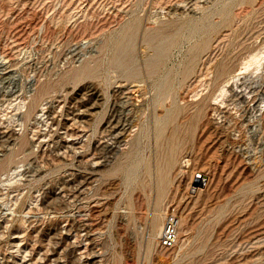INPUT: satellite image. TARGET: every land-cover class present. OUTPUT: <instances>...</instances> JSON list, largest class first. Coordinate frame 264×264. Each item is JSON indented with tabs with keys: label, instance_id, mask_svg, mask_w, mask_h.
I'll return each instance as SVG.
<instances>
[{
	"label": "rangeland",
	"instance_id": "1",
	"mask_svg": "<svg viewBox=\"0 0 264 264\" xmlns=\"http://www.w3.org/2000/svg\"><path fill=\"white\" fill-rule=\"evenodd\" d=\"M0 264H264V0H0Z\"/></svg>",
	"mask_w": 264,
	"mask_h": 264
},
{
	"label": "built area",
	"instance_id": "2",
	"mask_svg": "<svg viewBox=\"0 0 264 264\" xmlns=\"http://www.w3.org/2000/svg\"><path fill=\"white\" fill-rule=\"evenodd\" d=\"M177 224L176 216L170 214L159 237V242L163 248H173L175 246L177 242Z\"/></svg>",
	"mask_w": 264,
	"mask_h": 264
},
{
	"label": "water",
	"instance_id": "3",
	"mask_svg": "<svg viewBox=\"0 0 264 264\" xmlns=\"http://www.w3.org/2000/svg\"><path fill=\"white\" fill-rule=\"evenodd\" d=\"M198 180H200V184L198 185H205L206 181H207V176L204 174H199L196 176Z\"/></svg>",
	"mask_w": 264,
	"mask_h": 264
},
{
	"label": "bare ground",
	"instance_id": "4",
	"mask_svg": "<svg viewBox=\"0 0 264 264\" xmlns=\"http://www.w3.org/2000/svg\"><path fill=\"white\" fill-rule=\"evenodd\" d=\"M126 89H127V88H126ZM126 89H125V90H126ZM118 91H119V90H118ZM128 92H129V91H128ZM126 96H127V95H126ZM128 97H129V96H128ZM133 97H134V96H133ZM127 99H128V98H127ZM106 100H107V99H106ZM123 101L126 102V100H123ZM129 101H130V100H129ZM169 118H170V117H169ZM171 118H172V117H171ZM108 119H109V118H108ZM170 121H171V120H170ZM117 143H118V142H117ZM196 172H197V171H196ZM196 172H195V173H196ZM197 173H198V172H197ZM201 173H202V172H201ZM205 175H206V174H205ZM200 182H201V181L198 180L197 177H196V178L193 180V185H194V187H195V185L200 184ZM188 186H189V185H188ZM201 186H203V185H201ZM201 186H200V187H201ZM189 187H190V186H189ZM196 189H197V188H196ZM159 234H160V232H159Z\"/></svg>",
	"mask_w": 264,
	"mask_h": 264
}]
</instances>
